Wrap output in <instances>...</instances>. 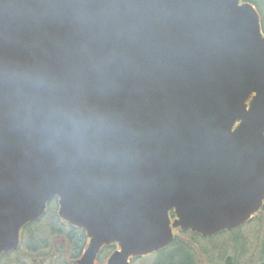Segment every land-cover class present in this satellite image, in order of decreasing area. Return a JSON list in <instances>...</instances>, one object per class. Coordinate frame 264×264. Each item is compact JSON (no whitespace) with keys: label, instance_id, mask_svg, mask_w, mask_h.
Returning <instances> with one entry per match:
<instances>
[{"label":"water","instance_id":"water-1","mask_svg":"<svg viewBox=\"0 0 264 264\" xmlns=\"http://www.w3.org/2000/svg\"><path fill=\"white\" fill-rule=\"evenodd\" d=\"M56 197L90 239L78 264L248 222L264 205L254 5L0 0V257Z\"/></svg>","mask_w":264,"mask_h":264},{"label":"trees","instance_id":"trees-1","mask_svg":"<svg viewBox=\"0 0 264 264\" xmlns=\"http://www.w3.org/2000/svg\"><path fill=\"white\" fill-rule=\"evenodd\" d=\"M57 218L58 220L51 221L50 223H48L47 229L44 227L37 226V223H33L24 229V232H27L29 234L27 236L30 237V242L27 245L29 249L27 251V255L30 258L29 261L32 264L34 262H36L35 264H37L38 259H42V263L48 262L49 264H67L66 258L79 257V255L82 253L83 249L87 245L88 239L84 231L74 229L70 225L62 221L59 217ZM252 224L256 225L255 236L251 233V228L247 229V227ZM239 231H244L245 233H247L246 240H248L250 245V247L248 248L250 250L249 257H252V254L256 251V249L258 250L260 248V245H263L264 247V208L257 216L254 217L252 222L244 225L240 229H236L235 231L229 233L224 232L221 235L226 234V236L228 237L235 233H239ZM46 235L47 239H45L44 237ZM55 236H59L62 238L64 237L65 239H62L63 243H61L60 245L54 244L51 247L48 238H52ZM202 239L206 238H202L201 236L194 233H183L178 230L176 231V239L174 241V244L165 251L159 253L157 256L162 259V256L166 253H171V251H173L174 249H178L179 252L184 253L182 259L176 261L177 257L173 252L174 255L171 256L168 264H206V262L211 264H225L224 261H217V263H214V261H212V253L204 249V247L201 245ZM116 247V245H112L110 246V248L104 249L102 256L108 254L109 252H112L116 249ZM9 255L11 254L4 255L1 259V263ZM231 257L232 256L228 255H225L223 257V259L225 258L226 262L228 261V263L226 264H229ZM56 259H59L58 261L62 262L56 263ZM242 259L244 260L245 257H242ZM242 264H252V262L247 263L245 261ZM257 264H264V253L263 259L260 260Z\"/></svg>","mask_w":264,"mask_h":264},{"label":"rangeland","instance_id":"rangeland-1","mask_svg":"<svg viewBox=\"0 0 264 264\" xmlns=\"http://www.w3.org/2000/svg\"><path fill=\"white\" fill-rule=\"evenodd\" d=\"M259 5L262 9H264V0H261ZM56 211H58V206L56 204H53L52 208L50 207V211H48L46 216L37 223L38 224L37 226L44 227L47 229L48 223H50L51 221L58 220L57 213L55 214ZM249 228H251L250 231L255 236L256 235L255 234L256 225L252 224L249 227H247V229ZM27 235L29 234L27 232H24V241H23V245L20 248V250L17 251L16 253H12L11 255L7 256L1 264H5V263L6 264H32L29 261L30 258L27 255V251L29 250L27 245L30 242V237H28ZM246 236H247V233H245L244 231H241V232L239 231V233H235L228 237L225 234V235L216 237L214 239H202L201 245L204 247V249L212 253V261H214V263H217V261H224L225 264L228 263V261L226 262L225 260L226 257L223 259L225 255H228V256H232L229 264H242L245 261L247 263L252 262V264H257L259 263L260 260L263 259L264 247L263 245L262 246L260 245L259 246L260 248L258 250L256 249L255 252L253 251L254 253L252 254V257H249L250 250L248 248L250 247V245H249L248 240H246ZM44 237L45 239H47V235ZM55 237L48 238V240L50 241L51 247L54 244L60 245L61 243H63L62 237H59V236H55ZM173 252L177 257L176 261L182 259L184 253L179 252L178 249L177 250L174 249L173 251H171V253H166L165 255H163L162 259H160L157 255H149L147 257L137 259L136 261L133 262V264H168L169 259L171 258V256L174 255ZM233 257H236V258H233ZM242 257H245V259L243 260ZM58 260L59 259H56V263L62 262V261L59 262ZM66 260H68V258H66ZM35 263L36 262H34L33 264ZM40 263L49 264L48 262L42 263V259H38L37 264H40ZM206 264H211V263L206 262Z\"/></svg>","mask_w":264,"mask_h":264},{"label":"flooded vegetation","instance_id":"flooded-vegetation-1","mask_svg":"<svg viewBox=\"0 0 264 264\" xmlns=\"http://www.w3.org/2000/svg\"><path fill=\"white\" fill-rule=\"evenodd\" d=\"M257 7V6H256ZM257 10H258V12L260 13V17H261V25H262V31H263V33H264V9H261V8H257ZM78 258H69L68 260H67V264H76L75 262H76V260H77ZM101 262H102V258H99V263H98V260H97V262H96V264H101Z\"/></svg>","mask_w":264,"mask_h":264}]
</instances>
